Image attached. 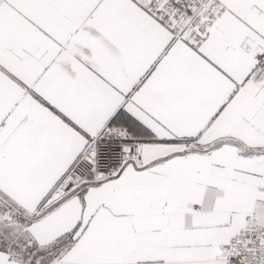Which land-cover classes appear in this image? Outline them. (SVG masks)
I'll list each match as a JSON object with an SVG mask.
<instances>
[{
	"label": "snow or ice",
	"instance_id": "snow-or-ice-1",
	"mask_svg": "<svg viewBox=\"0 0 264 264\" xmlns=\"http://www.w3.org/2000/svg\"><path fill=\"white\" fill-rule=\"evenodd\" d=\"M0 264H264V0H0Z\"/></svg>",
	"mask_w": 264,
	"mask_h": 264
}]
</instances>
